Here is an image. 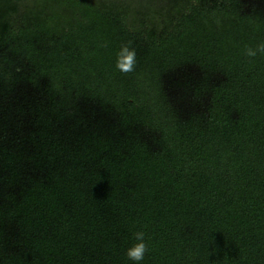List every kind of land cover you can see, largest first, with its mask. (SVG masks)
<instances>
[{
  "label": "trees",
  "instance_id": "trees-1",
  "mask_svg": "<svg viewBox=\"0 0 264 264\" xmlns=\"http://www.w3.org/2000/svg\"><path fill=\"white\" fill-rule=\"evenodd\" d=\"M0 0V264H264V0ZM122 46L133 72L117 70Z\"/></svg>",
  "mask_w": 264,
  "mask_h": 264
},
{
  "label": "clouds",
  "instance_id": "clouds-1",
  "mask_svg": "<svg viewBox=\"0 0 264 264\" xmlns=\"http://www.w3.org/2000/svg\"><path fill=\"white\" fill-rule=\"evenodd\" d=\"M247 57L254 58L258 54H264V44L257 45L256 48H247L244 53ZM136 65V53L128 46H122L117 56L116 68L122 73L133 72ZM134 243L126 249L125 255L132 264H142L148 250L145 243V233L137 231L134 234Z\"/></svg>",
  "mask_w": 264,
  "mask_h": 264
},
{
  "label": "rangeland",
  "instance_id": "rangeland-1",
  "mask_svg": "<svg viewBox=\"0 0 264 264\" xmlns=\"http://www.w3.org/2000/svg\"><path fill=\"white\" fill-rule=\"evenodd\" d=\"M39 0H28L27 3L30 5H35L34 3L38 2Z\"/></svg>",
  "mask_w": 264,
  "mask_h": 264
}]
</instances>
